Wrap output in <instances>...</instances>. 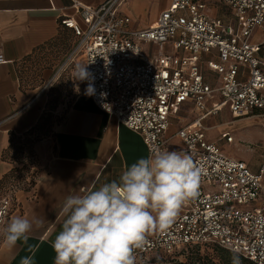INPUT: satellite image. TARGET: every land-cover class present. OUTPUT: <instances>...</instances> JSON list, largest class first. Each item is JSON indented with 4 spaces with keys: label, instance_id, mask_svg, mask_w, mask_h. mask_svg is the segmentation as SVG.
<instances>
[{
    "label": "built area",
    "instance_id": "built-area-1",
    "mask_svg": "<svg viewBox=\"0 0 264 264\" xmlns=\"http://www.w3.org/2000/svg\"><path fill=\"white\" fill-rule=\"evenodd\" d=\"M221 1L231 11L228 20L210 16L203 0H170L145 28L131 26L120 10L124 0L97 6L71 0L81 21L60 20L78 38L74 53L85 56L84 82L94 103L138 133L149 153L165 148L170 118L185 102L200 112L176 133L202 168L199 195L166 231L147 235L134 250L135 264H156L150 255L170 257L205 245L264 264V165L253 170L225 154L202 124L226 106L233 118L264 113V39H254L258 29L264 31V0ZM13 200L12 188L0 196V232Z\"/></svg>",
    "mask_w": 264,
    "mask_h": 264
},
{
    "label": "crops",
    "instance_id": "crops-1",
    "mask_svg": "<svg viewBox=\"0 0 264 264\" xmlns=\"http://www.w3.org/2000/svg\"><path fill=\"white\" fill-rule=\"evenodd\" d=\"M104 1L84 0L92 6ZM203 1L207 3L206 11L210 16L226 20L230 18L231 11L221 0H218L222 6L221 12L214 10L209 0ZM169 2L124 0L120 10L130 16L132 27L145 28L157 21L160 12L168 7ZM67 16L81 21L71 0H0V51L5 58L0 63V196L12 186L3 184L6 174L14 168L5 158L12 137L23 136L40 123L48 100V89L52 86L51 82H47L25 87L20 78L21 65L38 49L57 42L67 40L72 47H76L78 38L73 30L60 23L61 18ZM260 33L263 35L261 38ZM254 39H264V31L258 29ZM75 53L81 54L86 70L84 54L81 51ZM51 72L52 69H45L43 77H50ZM211 76L212 80H209L212 83L217 78L214 73ZM84 80L78 82L77 93L55 128L52 147L45 157L43 155L42 171L33 188L30 191L13 189L14 200L6 224L17 215L42 218L44 223L34 225L27 244L18 242L14 249L7 248L1 236L0 264H20V259L30 254L29 246L35 250L34 264H54L55 253L51 242L61 230L63 218L59 213L66 198L83 195L85 190L97 189L113 180L118 181L128 166L150 154L138 133L97 107ZM188 106L196 113L194 118L200 115L190 101L179 107L177 113L171 116L165 131V150L187 152L176 133L179 128L191 122L182 124V118L178 115L183 114L182 110ZM217 115L203 118L202 124ZM228 123L231 122H224L220 127ZM205 128L206 137L215 141Z\"/></svg>",
    "mask_w": 264,
    "mask_h": 264
},
{
    "label": "clouds",
    "instance_id": "clouds-1",
    "mask_svg": "<svg viewBox=\"0 0 264 264\" xmlns=\"http://www.w3.org/2000/svg\"><path fill=\"white\" fill-rule=\"evenodd\" d=\"M79 75L87 78L84 67ZM201 175L191 154L157 149L128 166L118 181L68 196L59 213L61 230L51 242L54 264H135L134 250L145 245L147 235L166 231L181 207L199 195ZM43 223L11 217L0 232L3 244H27L34 225ZM28 250L20 264H34L35 250ZM232 264H239L238 256Z\"/></svg>",
    "mask_w": 264,
    "mask_h": 264
},
{
    "label": "rangeland",
    "instance_id": "rangeland-1",
    "mask_svg": "<svg viewBox=\"0 0 264 264\" xmlns=\"http://www.w3.org/2000/svg\"><path fill=\"white\" fill-rule=\"evenodd\" d=\"M209 2L214 10L221 12L222 6L218 0ZM262 36L260 33L259 37ZM66 41L38 49L21 65L20 78L25 87L47 82H51L52 86L48 89V100L39 125L23 136L12 137L5 152L6 160L12 163L14 168L6 174L3 184H12L9 186L12 189L30 191L33 188L42 171L43 155L45 157L52 147L55 128L77 93L83 60L80 53H73L75 45L72 47L69 41ZM45 69H52L50 77H43ZM204 72L207 73L206 67ZM212 83L218 86L219 81L215 79ZM214 97L219 99L218 93H215ZM190 108L185 107L183 114H178L182 118V124L195 119L196 113ZM224 122L231 123L220 127ZM204 125L210 138L218 142L225 154L246 161L253 170H258L264 165V113L233 118L226 106L216 117L208 118ZM224 132L232 135L234 141L227 142L222 135ZM234 256H238L239 264H253L239 255L215 247L200 246L189 249L187 253L183 251L170 257L150 255V261L156 264H232Z\"/></svg>",
    "mask_w": 264,
    "mask_h": 264
},
{
    "label": "trees",
    "instance_id": "trees-1",
    "mask_svg": "<svg viewBox=\"0 0 264 264\" xmlns=\"http://www.w3.org/2000/svg\"><path fill=\"white\" fill-rule=\"evenodd\" d=\"M39 125V124H38ZM196 248L197 247H199V246H195ZM195 247H193V248H195ZM200 247H215V248H217V249H220V250H222V251H224V252H228V253H231V254H236V253H234V252H231V251H229V250H227V249H223V248H220V247H218V246H210V245H205V246H200ZM192 248V249H193ZM191 249V250H192ZM236 255H238V254H236ZM246 260H248V259H246ZM248 261H250V260H248ZM250 262H252V261H250ZM253 263V262H252ZM253 264H255V263H253Z\"/></svg>",
    "mask_w": 264,
    "mask_h": 264
}]
</instances>
